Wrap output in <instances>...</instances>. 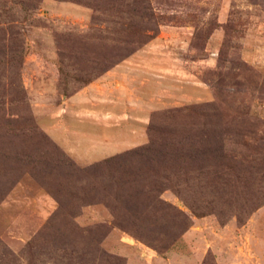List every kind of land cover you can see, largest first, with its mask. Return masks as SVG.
Wrapping results in <instances>:
<instances>
[{
    "label": "rangeland",
    "instance_id": "obj_1",
    "mask_svg": "<svg viewBox=\"0 0 264 264\" xmlns=\"http://www.w3.org/2000/svg\"><path fill=\"white\" fill-rule=\"evenodd\" d=\"M81 1L0 0V264H264V0Z\"/></svg>",
    "mask_w": 264,
    "mask_h": 264
},
{
    "label": "crops",
    "instance_id": "obj_2",
    "mask_svg": "<svg viewBox=\"0 0 264 264\" xmlns=\"http://www.w3.org/2000/svg\"><path fill=\"white\" fill-rule=\"evenodd\" d=\"M126 246L134 250V256H127L125 264H168V257L161 258L156 252L151 249H142L127 239Z\"/></svg>",
    "mask_w": 264,
    "mask_h": 264
},
{
    "label": "trees",
    "instance_id": "obj_3",
    "mask_svg": "<svg viewBox=\"0 0 264 264\" xmlns=\"http://www.w3.org/2000/svg\"><path fill=\"white\" fill-rule=\"evenodd\" d=\"M78 2H83V1L78 0ZM84 3H85V2H84ZM85 4H88V5L91 6V7H92L93 5H94V7L97 6V4H95V3H89V2H86ZM92 4H93V5H92ZM95 8H96V7H95ZM96 9H98V8H96ZM147 143H148V145L134 148V149L130 150V152H133V153H139V152H142V153H144V152H147V151L154 150V148H153V141L151 140V138H150V140H149ZM126 153H127V152H125V153H123V154H120V155H118V156H112V157L106 159V161H112V160H114L116 157L122 156V155H124V154H126ZM215 162H216V163H221V160H219V161L217 160V161H215Z\"/></svg>",
    "mask_w": 264,
    "mask_h": 264
}]
</instances>
